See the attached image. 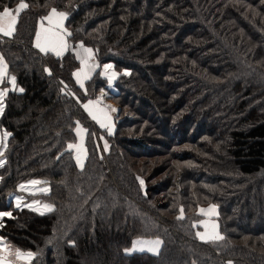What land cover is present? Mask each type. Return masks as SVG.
<instances>
[{"label": "trees", "instance_id": "obj_1", "mask_svg": "<svg viewBox=\"0 0 264 264\" xmlns=\"http://www.w3.org/2000/svg\"><path fill=\"white\" fill-rule=\"evenodd\" d=\"M20 2L0 0V11ZM23 2L12 37L0 34L16 78L14 89L1 85L10 135L0 212L10 216L0 237L31 251L29 264H264V0ZM53 8L67 13L68 42L99 65L83 88L70 50L34 46ZM104 64L117 74L111 86ZM100 89L121 107L111 135L82 110ZM77 122L87 130L82 168L67 148ZM31 180L48 191L24 195L52 212L15 207ZM210 204L223 239L203 241L198 213ZM139 238L160 248L130 252Z\"/></svg>", "mask_w": 264, "mask_h": 264}, {"label": "snow or ice", "instance_id": "obj_2", "mask_svg": "<svg viewBox=\"0 0 264 264\" xmlns=\"http://www.w3.org/2000/svg\"><path fill=\"white\" fill-rule=\"evenodd\" d=\"M28 5L21 0L17 8L15 9V15L13 14V11L5 6L3 7L2 11H0V34H2L4 37H12L14 31H15V25L17 23L18 14L21 12V10L27 8ZM67 13L62 11H57V9L53 8L44 19L49 21V26L44 27L41 25L40 29L36 32L35 36V44L34 46L39 49L41 53H53L56 56H62L63 53L68 49V43L65 39L66 36H70L71 33L68 32L63 24V21L66 19ZM82 51L77 52V58L80 63V68L73 72V76L76 79L77 84L81 88L84 87V82L88 81L92 78V74L96 71V69L99 67L98 64L94 63V56L93 51L90 48L84 47L83 44L80 45ZM113 68V65L111 64H104L103 65V71L100 73L102 76H106L109 85L111 86L112 81H114L117 78V74L113 71H111ZM45 71H48L46 68ZM129 73L125 72L124 75H128ZM7 79V65L3 61V57H0V82ZM9 83H11L13 86L16 84V78L13 76L10 78ZM63 83V82H61ZM65 89H61L63 92ZM20 91H23V89H20ZM6 94V91H0V100L3 99L4 95ZM103 95V92H102ZM78 99V98H77ZM100 105V98L98 97L95 100H88L87 103L83 104V107L85 111H87L88 115L96 121L101 128H106L109 135L112 134V125H111V117L108 115V111H117V109L111 108L110 106H104L103 108L99 107ZM3 109L0 108V111ZM76 134L80 136L82 133L86 132L87 130L80 127L79 122H77L76 125ZM10 135L9 133L5 132L3 134V138H0V142H3L4 139L7 138V136ZM69 151L74 150L75 151V160L77 165H79L81 168L83 167V157L86 155L83 143H69L67 146ZM2 155V153H0ZM4 161L0 160V164H3ZM137 179L140 182L141 187L144 186V181L140 177H137ZM43 183L39 180H31L28 182L30 185H39ZM25 185H20V188L23 189ZM42 192H47V188L40 189ZM18 201L20 198H17ZM33 205H39V201H33L32 204L27 205L28 207H31L33 211H37L38 207H33ZM19 206V203L17 204ZM43 209L47 212H52L53 206L50 204H44ZM41 215L44 213L41 212ZM200 215L209 217V220H201L199 221V224L205 228L204 233L197 232V236L202 240H221L223 237L215 231L217 228V225L214 221H211V217L216 214V205L210 204L207 209L200 208L199 213ZM2 216H10V213L8 212H0V217ZM177 219H184V209L183 207L180 208V215L177 217ZM193 227H196V224H193ZM211 229V231H209ZM134 250H140V251H156L161 241L159 239L154 241H134L133 242ZM0 264H15L16 261H30L33 258V253L31 251L23 252L19 249H16L12 251L9 246L3 245V238H0ZM10 257L14 259H10Z\"/></svg>", "mask_w": 264, "mask_h": 264}, {"label": "rangeland", "instance_id": "obj_3", "mask_svg": "<svg viewBox=\"0 0 264 264\" xmlns=\"http://www.w3.org/2000/svg\"><path fill=\"white\" fill-rule=\"evenodd\" d=\"M17 8V6L16 7H14V8H12L11 10L13 11V14L15 15L16 13H15V9ZM52 10V9H51ZM50 10V11H51ZM49 11V12H50ZM48 12V13H49ZM48 14H46L44 17H46ZM44 17H42L41 19H40V21H39V23H38V26H37V30H36V32L40 29V27H41V25H43L44 27H48L49 26V21L48 20H46V19H44ZM63 24H65V20L63 21ZM64 27H65V25H64ZM66 29V28H65ZM67 30V29H66ZM35 36H36V34H35ZM65 39L67 40V36L65 37ZM67 43H68V50H70L71 51V53H73L74 54V56H75V58L78 60V58H77V55H76V53L78 52L77 50H78V48H81L80 47V45L78 44V43H76V44H72L71 42H68V40H67ZM86 47V46H85ZM39 50V49H38ZM4 61V60H3ZM79 61V60H78ZM5 63V62H4ZM96 64H98L97 62H96ZM98 69V68H97ZM97 69H96V71H97ZM112 70H113V68H112ZM111 70V71H112ZM96 71L92 74V77L96 74ZM103 71V70H102ZM103 78H107L106 76H102ZM107 83H108V85H109V81H107ZM112 83H113V81H112ZM112 83H111V85H112ZM110 86V85H109ZM0 91H3L2 90V87H0ZM102 92H103V95H102ZM100 98V104L101 105H104V106H110L111 108H114V109H117V111H112L113 112V121H114V128H115V121H116V118H117V116H118V114H119V112H120V109H121V107L117 104V103H115V102H113V101H111L110 99H109V94H108V92L106 91V90H104V89H100L99 90V92H98V94L93 98V99H91V100H95V99H97V98ZM3 99H4V97H3ZM3 99L2 100H0V108H2L3 109V106H4V102H3ZM88 100H90V99H88ZM88 100H86V102L88 101ZM84 104V103H83ZM83 104H82V110L84 111V113L86 114V116L88 117V115H87V113L85 112V110H84V108H83ZM1 112L2 111H0V114H1ZM88 121H91V123H93V124H95L96 126H98V124L95 122V121H92V119H90L89 117H88ZM79 125H80V127H84L81 123H79ZM99 127V126H98ZM100 128V127H99ZM75 129H76V127H75ZM75 129H74V131H75ZM101 129V128H100ZM103 131H104V129H102ZM5 132H7V131H5L4 129H0V138H3V134L5 133ZM106 132V131H105ZM8 133V132H7ZM106 133H108V132H106ZM75 134H76V131H75ZM9 136V135H8ZM8 136H7V138L6 139H4L3 140V142H0V153H2V155H0V160H3L4 161V157H3V151H4V149H5V147H6V142H7V139H8ZM96 137H97V134H96ZM85 139H86V137H85ZM86 141H84V146H85V148H86ZM0 165H2V164H0ZM25 185V187L23 188V189H21V188H19L20 189V191H24L22 194H18V195H16V196H14L13 197V202H14V205H15V207H17V208H31V207H28L27 205H30V204H32L33 203V201H39L38 199H33V200H29L28 198H26V196L27 195H24V193H26V194H33V195H36V194H38V193H42V191H40V189H42V188H44L43 186H41V185H35V186H33V185H30V184H28V183H26V184H24ZM17 198H20L19 199V201H18V199ZM19 203V206H17V204ZM33 207H38V210L37 211H40V212H43L44 211V209H43V204H42V202L41 201H39V205L37 206V205H33ZM205 209H207L206 208V206L204 207ZM32 209V208H31ZM202 216V219L201 220H205V218L208 220L209 219V217H206V216H203V215H201ZM217 216V215H216ZM215 218V217H214ZM214 218H211V220H213L214 221ZM201 220H199V221H201ZM206 220V221H207ZM199 221H198V223H199ZM215 222L217 223V220H216V218H215ZM217 226H218V228H219V223H217ZM200 227H201V225H200ZM199 227V228H200ZM1 238V237H0ZM146 239H149V240H157V239H152V238H146ZM135 241H146L144 238H139V239H137V240H135ZM209 241H211V240H209ZM3 245H7V246H10L9 244H7L6 242H5V240L3 239ZM0 246H2V245H0ZM132 246L134 247V244H132ZM10 247H12V246H10ZM133 247H132V249H133ZM160 247V246H159ZM130 252H134L133 250H131ZM10 259H14V258H11L10 257ZM29 262L30 261H23V260H21V261H16L15 262V264H29Z\"/></svg>", "mask_w": 264, "mask_h": 264}, {"label": "crops", "instance_id": "obj_4", "mask_svg": "<svg viewBox=\"0 0 264 264\" xmlns=\"http://www.w3.org/2000/svg\"><path fill=\"white\" fill-rule=\"evenodd\" d=\"M2 35V34H1ZM78 52H81L82 51V49L81 48H78V50H77ZM4 60V59H3ZM5 62V61H4ZM93 62L94 63H96V60H95V58H94V60H93ZM6 64V63H5ZM11 77H13L12 75H8V69H7V79H5L4 81H2V82H0V87H1V85L4 83V82H7L8 83V85H9V88L10 89H14L15 88V86H13L11 83H9V80H10V78ZM84 103H87V102H84ZM99 107H101V108H103L104 107V105H99ZM84 108V107H83ZM85 110V109H84ZM86 113H87V111H85ZM87 115H88V113H87ZM108 115L111 117V125H112V132H113V130H114V121H113V112L112 111H108ZM88 117L90 118V119H92L89 115H88ZM92 121H94L93 119H92ZM96 122V121H95ZM97 123V122H96ZM98 124V123H97ZM98 126L100 127V125L98 124ZM82 128H84V127H82ZM101 128V127H100ZM85 129V128H84ZM101 129H104V131H106V132H108L107 131V129L106 128H101ZM86 134H87V131L86 132H84V133H82L80 136H78L77 134H76V143L78 144V143H83V146H84V141H85V137H86ZM84 149H85V146H84ZM73 151V153H74V157H75V151L74 150H72ZM86 152V151H85ZM85 157H86V155H84V157H83V163H84V160H85ZM207 208V207H206ZM216 215H217V209H216V214L215 215H213L211 218H216ZM210 218V219H211ZM215 218H214V222H215ZM205 220H207L206 218H205ZM209 220V219H208ZM211 221H213V220H211ZM216 223V222H215ZM216 225H217V223H216ZM209 231H211V229L209 230ZM215 231L216 232H218V226H217V228L215 229ZM198 232H200V233H204L205 232V228L203 227V226H201L200 227V230L198 231ZM199 238V237H198ZM200 239V238H199ZM146 241H154V240H149V239H145ZM200 240H202V239H200ZM203 241H209V240H207V239H205V240H203ZM133 247V246H132ZM9 248L12 250V251H14V250H16V249H14L13 247H10L9 246ZM160 248V247H159ZM158 248V249H159ZM157 249V250H158ZM132 250V249H131ZM157 250L156 251H154V252H152V251H147V250H144V251H140V250H134L135 252H151V253H155V252H157ZM12 258V257H11Z\"/></svg>", "mask_w": 264, "mask_h": 264}, {"label": "water", "instance_id": "obj_5", "mask_svg": "<svg viewBox=\"0 0 264 264\" xmlns=\"http://www.w3.org/2000/svg\"><path fill=\"white\" fill-rule=\"evenodd\" d=\"M4 91H6V89Z\"/></svg>", "mask_w": 264, "mask_h": 264}]
</instances>
